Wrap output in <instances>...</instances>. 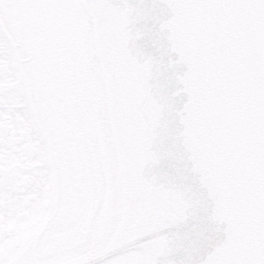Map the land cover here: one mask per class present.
<instances>
[{"label": "snow or ice", "instance_id": "1", "mask_svg": "<svg viewBox=\"0 0 264 264\" xmlns=\"http://www.w3.org/2000/svg\"><path fill=\"white\" fill-rule=\"evenodd\" d=\"M0 264H264V0H0Z\"/></svg>", "mask_w": 264, "mask_h": 264}]
</instances>
